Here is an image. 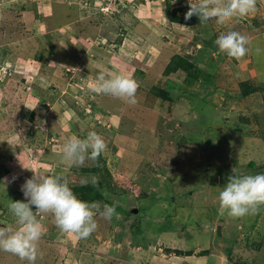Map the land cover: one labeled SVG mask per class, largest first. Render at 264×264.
Wrapping results in <instances>:
<instances>
[{
  "label": "rangeland",
  "instance_id": "374dc122",
  "mask_svg": "<svg viewBox=\"0 0 264 264\" xmlns=\"http://www.w3.org/2000/svg\"><path fill=\"white\" fill-rule=\"evenodd\" d=\"M188 10V0H0V227L15 226L11 201L26 202L33 172L19 161L102 207L75 189L95 178L119 213L94 217L81 240L37 215L35 264H264V207L218 213L230 175L264 174V0L225 25L185 20ZM230 30L250 41L240 61L215 54ZM101 72L135 79L137 104L92 93ZM89 131L106 150L68 167L63 143ZM0 264L27 262L0 251Z\"/></svg>",
  "mask_w": 264,
  "mask_h": 264
},
{
  "label": "clouds",
  "instance_id": "9594fccd",
  "mask_svg": "<svg viewBox=\"0 0 264 264\" xmlns=\"http://www.w3.org/2000/svg\"><path fill=\"white\" fill-rule=\"evenodd\" d=\"M256 3L257 0H188L189 10L184 19L196 15L200 23L215 20L217 25H225L234 18H244L254 12ZM249 43L247 36L230 30L215 40L218 48L215 54L240 61L247 54ZM138 87L136 80L127 75L116 73L106 76L103 72L88 85L92 93L121 99L129 105L137 104ZM106 148V142L95 131H89L83 139L73 134L63 143L61 158L70 168L81 167L86 160H98ZM19 163L23 169L31 170L33 176L21 185L26 202L11 201L8 204L15 226L0 227V251L27 264H35L39 241L44 234V227L37 219L39 214H51L56 227L62 233L73 235L76 240L87 239L97 229L94 219L97 215L109 221L114 216L119 218L116 205L104 204L101 207L99 203L89 204L80 200L63 175L40 173ZM7 182L8 178H5L4 183ZM80 183L83 186L87 181L81 180ZM92 183L97 184V180L93 178ZM218 201V213L222 216L226 214L236 219L257 214L264 207V174L230 175Z\"/></svg>",
  "mask_w": 264,
  "mask_h": 264
},
{
  "label": "trees",
  "instance_id": "16d2710c",
  "mask_svg": "<svg viewBox=\"0 0 264 264\" xmlns=\"http://www.w3.org/2000/svg\"><path fill=\"white\" fill-rule=\"evenodd\" d=\"M169 16L170 18H172V20H175L177 21L179 19V17L177 15H175L174 13H169ZM181 60H179V64L180 66H184L185 67V61L182 62V58H179ZM178 63V62H177ZM253 165V163H251ZM77 188L78 191H85L86 193V199L88 198L89 200H103V205L104 204H108L109 201L108 200H105L106 197L105 195L100 192L99 188L100 187H95L93 185V183H87L86 185H83V186H78V187H75V189ZM75 191V192H78V191Z\"/></svg>",
  "mask_w": 264,
  "mask_h": 264
},
{
  "label": "crops",
  "instance_id": "0c3cea01",
  "mask_svg": "<svg viewBox=\"0 0 264 264\" xmlns=\"http://www.w3.org/2000/svg\"><path fill=\"white\" fill-rule=\"evenodd\" d=\"M18 137V136H17ZM198 257V256H197ZM203 262V261H202ZM206 262V261H205Z\"/></svg>",
  "mask_w": 264,
  "mask_h": 264
}]
</instances>
